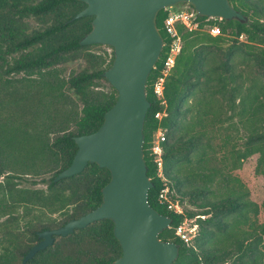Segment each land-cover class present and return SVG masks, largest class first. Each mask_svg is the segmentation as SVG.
Returning <instances> with one entry per match:
<instances>
[{
	"label": "trees",
	"instance_id": "trees-1",
	"mask_svg": "<svg viewBox=\"0 0 264 264\" xmlns=\"http://www.w3.org/2000/svg\"><path fill=\"white\" fill-rule=\"evenodd\" d=\"M229 1L245 20L197 14L200 27L219 26L217 35L178 26L183 44L164 80V104L152 84L166 57L163 20L168 10L156 16L164 46L146 84L150 106L143 150L153 183L148 201L171 217L159 238L179 245L173 264H264V198L260 205L252 200L235 172L255 155V173L264 176V0ZM84 6L79 0H0V208L10 214L21 211L0 226V264H20L40 240V231L95 208L109 179L106 168L89 162L81 172L54 181L77 150L73 137L95 131L116 99L111 85L109 93L95 89L113 52L108 62L67 78L58 74L62 63L92 45L80 40L93 16L73 17ZM34 18L46 23L31 28L28 20ZM241 35L245 42L239 41ZM163 110L166 114L158 120L155 113ZM236 121L248 125L240 147L230 143L229 125ZM159 126L166 128L161 175L150 152ZM14 180L45 187H19ZM163 189L193 209L169 210L159 200ZM196 215L198 232L191 243L174 228ZM112 227L111 220L102 219L66 236L55 235L53 244L25 264H111L121 254Z\"/></svg>",
	"mask_w": 264,
	"mask_h": 264
},
{
	"label": "water",
	"instance_id": "water-1",
	"mask_svg": "<svg viewBox=\"0 0 264 264\" xmlns=\"http://www.w3.org/2000/svg\"><path fill=\"white\" fill-rule=\"evenodd\" d=\"M79 1L85 6L73 17L93 16L91 29L80 43L113 48V60L102 74L116 90V99L95 131L73 137L77 150L54 181L81 172L89 162L106 168L109 179L101 188V202L95 208L61 226L40 231V240L28 249L20 264L53 244L55 235L66 236L102 219L112 221L121 248L111 264H173L179 245L159 238L170 226L171 217L148 201L153 183L147 175L143 150L144 119L150 106L146 84L164 42L156 16L159 10L179 3H188L207 17L245 20V16L229 0Z\"/></svg>",
	"mask_w": 264,
	"mask_h": 264
},
{
	"label": "rangeland",
	"instance_id": "rangeland-1",
	"mask_svg": "<svg viewBox=\"0 0 264 264\" xmlns=\"http://www.w3.org/2000/svg\"><path fill=\"white\" fill-rule=\"evenodd\" d=\"M188 3H179L174 5L172 8H169L168 11L177 9V8H185L188 7ZM29 27L31 28H37L40 26H43L46 21L44 19H29L28 20ZM205 31V30H201ZM207 32V31H205ZM239 41L245 42V37L241 35L239 37ZM231 42L228 40L224 45L223 49L229 46ZM113 52V48L109 45L105 44H92L90 45L87 49L83 50L80 55H76L72 58H69L67 61L62 63L58 67V74L60 77L67 78L70 74L76 73L80 70L85 69L86 67H90L92 65H95L96 63H99L101 61H106L108 62L111 53ZM241 53V51L239 52ZM87 54H93L95 57L91 56V58L86 57ZM21 75H16L13 78H19ZM99 84L95 87L96 90L103 92V93H109L111 90V84L107 81L106 78L101 79L98 81ZM262 83H264V71H262ZM248 125L244 126L240 122H234L233 124L231 123L229 125V130L233 134L231 144H236L238 147L242 146V141L245 139V135L248 132ZM256 156H250L248 157L242 164V166L237 169L235 172L238 174V176L241 178L243 183L247 186V188L250 191V198L254 200L257 204H261L262 199L264 198V176L259 175L255 173V161ZM4 176L0 177V180H2ZM18 184L19 187H24L26 185H30L31 187H45L43 183L37 182L36 184H31L28 182H25L24 180H14ZM182 210L186 209H193V206H191L187 202H183L181 205ZM13 214L9 213V210H2L0 208V226L3 222H6L8 220H12L15 216L19 217L21 214L20 208L18 211L12 210ZM198 215L195 217L187 218V223L189 225H194L197 228L198 232V226L196 223V218ZM203 218L204 216L201 215L199 216ZM259 220L262 221V212L258 215ZM22 224V223H20ZM188 225V224H187ZM10 226H14V223L11 224ZM197 235V233H196ZM195 236L190 239V242L193 243L195 240Z\"/></svg>",
	"mask_w": 264,
	"mask_h": 264
},
{
	"label": "built area",
	"instance_id": "built-area-1",
	"mask_svg": "<svg viewBox=\"0 0 264 264\" xmlns=\"http://www.w3.org/2000/svg\"><path fill=\"white\" fill-rule=\"evenodd\" d=\"M172 7L173 6L165 9L168 10L169 8ZM197 14L198 13L194 10V8L188 6L185 8H177L168 11L166 17L163 20V28L165 30L168 39V42L166 44L167 52H166V57L162 62V68L160 71L161 75L152 84L153 93L161 99L160 101L161 104L165 103V100L163 99L165 77L171 72L176 57L179 54L183 44V39L178 29V26L182 25L184 29L187 31L205 30L212 35H217L220 32L219 26L217 24H206L203 27H200L199 21L196 19ZM209 18H214V17H209ZM163 46H164V42H163ZM165 114L166 113L163 110L162 112L155 113V117L158 120H160ZM165 139H166V128L159 126L153 134L151 140V147H150L152 159L157 166L159 175L162 174V165H163L162 143L165 141ZM159 200L161 203L166 204L167 208L173 212L179 213L182 211L181 205L178 202L173 201L168 196L167 189L161 190L159 194ZM194 225L196 224L194 223ZM194 225H189V223H187V219H184L181 222V224L175 226L174 232L181 239L185 241H189L197 233V228Z\"/></svg>",
	"mask_w": 264,
	"mask_h": 264
}]
</instances>
